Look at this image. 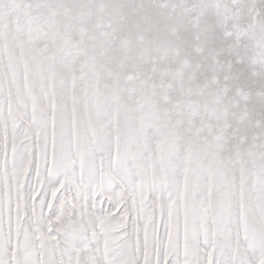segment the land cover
<instances>
[{"label":"snow or ice","instance_id":"1","mask_svg":"<svg viewBox=\"0 0 264 264\" xmlns=\"http://www.w3.org/2000/svg\"><path fill=\"white\" fill-rule=\"evenodd\" d=\"M0 264H264V0H0Z\"/></svg>","mask_w":264,"mask_h":264}]
</instances>
